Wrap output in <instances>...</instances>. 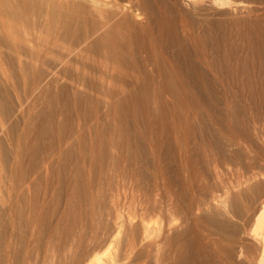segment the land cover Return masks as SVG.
Listing matches in <instances>:
<instances>
[{"label": "bare ground", "instance_id": "6f19581e", "mask_svg": "<svg viewBox=\"0 0 264 264\" xmlns=\"http://www.w3.org/2000/svg\"><path fill=\"white\" fill-rule=\"evenodd\" d=\"M223 1L0 0V264H97L126 223L120 264H264V194L230 208L264 170L204 182L264 125V0Z\"/></svg>", "mask_w": 264, "mask_h": 264}, {"label": "rangeland", "instance_id": "374dc122", "mask_svg": "<svg viewBox=\"0 0 264 264\" xmlns=\"http://www.w3.org/2000/svg\"><path fill=\"white\" fill-rule=\"evenodd\" d=\"M223 1V0H222ZM225 1H227V0H224L223 2H225ZM239 59H242V57H244L243 55H240V56H237ZM251 69H252V72H251ZM239 74V77L241 76L242 78H245V76H244V74L245 73H243V72H239L238 73ZM242 74H243V76H242ZM247 74V73H246ZM248 74H250V75H252L253 77L255 76L256 78H258V72H257V70H256V68H249V73ZM246 87V88H245ZM244 88V89H243ZM242 90H243V94H245V93H248V90H247V86L246 85H243V87H242ZM12 94V95H11ZM15 93L13 92V93H11L10 92V94H9V97L8 98H6V101L8 102H10V103H12V104H10V105H12V108L16 105V96H14L13 97V95H14ZM16 97V98H15ZM16 99V100H15ZM15 101V102H14ZM8 102V103H9ZM39 105V104H38ZM10 113H11V115H10ZM7 116V115H6ZM8 117V118H7ZM6 118H7V120L9 121H13V120H16L14 117H15V115H14V113H13V110H11V111H9V113H8V116H7ZM18 119H20V118H18ZM9 121V122H10ZM6 122V121H5ZM256 123V124H255ZM259 122H256V121H254V123H252V127H256L255 128V130H254V132H255V135H256V133H257V135L256 136H260V137H257V139H254V137H255V135H254V132L251 134V139H250V141L252 142H249V143H244L243 144V142L240 144V145H238V146H234L233 148H231L232 150L234 149V151H236V155L234 154L233 155V157H230V159L228 160V161H226V163H221L220 165H219V167H218V171H217V173H216V175L215 176H213V175H208L207 176V178H206V180L204 181L205 182V185L207 186H212V187H214V189L215 190H217V189H220V186L221 187H229L230 185H233V184H235L236 182H237V180H240L241 178H243V175L247 172V171H249V169L250 170H254L255 169V171H258V170H260L261 168L264 170V125H263V123H259ZM2 123H0V125H1ZM4 124H8L7 122L6 123H4ZM3 124V125H4ZM253 124H255V125H253ZM261 124H262V126H261ZM19 123H18V128H19ZM258 126H259V128H258ZM260 126L262 127V128H260ZM4 126H2L1 125V127H0V140L2 141V153L5 155V161H6V163H11L10 161H12V163L14 162V160H15V153H14V141L13 140H10V138H9V136L4 132V131H6V126L3 128ZM2 128V129H1ZM18 128H16V129H18ZM258 129V130H257ZM261 129V131H262V133L259 131ZM257 130V131H256ZM261 133V134H260ZM262 135V136H261ZM254 136V137H253ZM254 139V140H253ZM262 139V140H261ZM254 141V142H253ZM256 141H257V143H256ZM250 144V145H249ZM253 144V145H252ZM244 145V146H243ZM252 145V146H251ZM255 145V146H254ZM246 146V147H245ZM250 148H249V147ZM237 148V150H236V148ZM9 148V149H8ZM252 148V149H251ZM3 149H4V151H3ZM245 149H246V151H245ZM260 149V150H259ZM7 151V152H6ZM247 153V154H246ZM242 154V155H241ZM245 154V155H244ZM251 156H250V155ZM253 154V155H252ZM239 155V156H238ZM249 155V156H248ZM8 156V157H7ZM238 159H237V158ZM243 157V158H242ZM245 157V158H244ZM257 157V158H256ZM263 157V161H262V158ZM242 158V159H241ZM249 158H250V160H249ZM235 161H234V160ZM231 161V162H230ZM234 161V162H233ZM244 161V162H243ZM252 162L251 163V165H253V166H251L250 165V163L249 164H247L248 162ZM230 162V163H229ZM240 162V163H239ZM242 162V163H241ZM1 163L2 162H0V165H1ZM228 163H229V166H228ZM254 163V164H253ZM244 164V165H243ZM245 164H246V166H245ZM258 164V165H257ZM233 167H232V166ZM230 166H231V168H230ZM240 166V168H238ZM248 166H250V167H248ZM256 166V167H255ZM259 166V168H257ZM21 167H22V169L23 170H27L28 169V167H29V158L27 157V155L26 156H24V158H23V160H22V162H21ZM225 167V168H224ZM227 167H228V169H227ZM235 167V168H234ZM252 167H255V168H252ZM224 170H222V169ZM229 168L231 169V171L229 170ZM247 168H249V169H247ZM257 168V169H256ZM234 169H236V170H234ZM240 169V170H239ZM261 169V170H262ZM226 170H227V172H226ZM246 170V171H245ZM237 171V172H236ZM242 171V172H241ZM245 171V172H244ZM241 172V173H240ZM221 173V174H220ZM222 173H223V175H222ZM218 174V175H217ZM228 175V177H224V176H227ZM232 174V175H231ZM243 174V175H242ZM218 178H217V177ZM221 176H222V178H221ZM232 176V177H231ZM223 177H224V179H223ZM229 177L230 178H232V180L231 179H229ZM228 178V179H227ZM237 178V179H236ZM260 178V179H259ZM223 179V180H222ZM227 179V180H226ZM234 179V180H233ZM262 179V180H261ZM212 180V181H211ZM230 182H229V181ZM258 180H261V181H263L264 182V177L262 176V177H258ZM257 180V181H258ZM207 181V182H206ZM234 182V183H233ZM210 183H211V185H210ZM215 183V184H214ZM253 183H255V182H253ZM252 182L250 183L251 185L253 184ZM50 186H48V190H47V192L45 191V195H47V196H50V194H51V196L52 195H54V193L53 192H55L56 193V189H54V188H56V185H55V182L54 181H51V183L49 184ZM55 185V186H54ZM225 185H228V186H225ZM105 186H107V183H106V185L105 184H103V187H105ZM219 186V187H218ZM51 188H52V193H51ZM239 188H243L244 189V186L243 187H239ZM239 188H237V187H234V188H232L231 190H230V193H232V196H233V194H235V193H237L238 192V189ZM50 189V190H49ZM255 189L254 190H251L249 193H247L248 194V196H249V194H250V196H251V198H249L248 196H247V194H244L240 199H238V200H236L235 202L234 201H232L231 203H232V205L230 204V208L231 209H233L237 214H238V216H245V214L246 215H250L251 213H252V211H254L255 210V208L254 207H256L257 206V204H258V202L262 199V196H263V194H264V191H260V190H256L255 192ZM257 191H259V192H257ZM254 194V195H252V193ZM47 193V194H46ZM260 193V194H259ZM255 194H257L259 197H260V199L258 198V196L257 195H255ZM261 195V196H260ZM258 198H256V197ZM254 199H253V198ZM249 198V199H248ZM252 199V200H251ZM255 200V201H254ZM257 200V201H256ZM241 201V202H240ZM245 201V202H244ZM238 202V203H237ZM255 202V203H254ZM241 205H240V204ZM246 205H245V204ZM253 204V205H252ZM255 204V205H254ZM250 211V212H249ZM242 212V213H241ZM105 212H102V221L101 222H99V223H97V222H95V224H94V228L93 229H95V232H94V230H93V232L95 233V236H97V238H96V240L97 241H101V240H103L105 237H106V234H107V232L106 231H109V228H110V221H109V219H110V216L108 215V217H106L107 215L106 214H104ZM241 213V214H240ZM244 213V214H243ZM250 213V214H249ZM215 215V218L216 217H218L216 214H214ZM214 215L213 216H210V214H204V216H207V217H209L210 216V219L211 220H213V221H218V219H219V217L218 218H216V220H215V218H213L214 217ZM105 216V217H104ZM124 217V216H123ZM108 219V221L109 222H107L108 224H109V227L108 226H106V225H108V224H106V221H107V219ZM153 218V217H152ZM106 219V220H105ZM156 219V217H154V219H151V223H153V221ZM235 220V221H234ZM135 221V220H134ZM232 222L235 224L236 223V225L238 224V227L240 228V229H242V227H240V226H242L240 223H241V220H240V218H236V217H234L233 219H232ZM134 223V222H133ZM97 224V225H96ZM100 224H103V225H100ZM127 224V223H126ZM125 224V226L122 228V234H121V238L122 239H124V240H121V239H118V241H114L113 243H111L110 245L112 246H110L109 247V249H107L108 251H105V252H99V260H98V262H97V264H120V263H122V262H124V260L123 259H127L126 257H128V259H137L136 257H139L138 259H141V251L140 250H142L143 249V247H144V249L142 250V256H144V253L145 252H143V251H145V245H147L148 244V241H146V240H149L148 238H150V236H151V234H150V232L151 231H153V230H145L144 228L142 229L141 227H140V229L141 230H139L138 229V231H137V235H136V239H135V243H136V249L135 250H133L132 252H127L126 253V251L124 250V243H125V240H126V237L128 238V235H126V234H129L128 232L125 234V232L126 231H128V230H126V229H128ZM95 225H96V227L97 226H99V229H98V227L96 228L95 227ZM80 226V227H79ZM83 225L81 224L80 225V223H78L77 224V226H76V228L77 229H79V228H81ZM102 226V230H101V227ZM79 227V228H78ZM83 228H84V226H83ZM108 228V229H107ZM209 228H211V227H209ZM103 229H107V230H104V232L102 233L101 232V234L103 235H101L100 234V231H103ZM126 230V231H125ZM143 230V232L144 233H142L141 231ZM97 231V232H96ZM98 233V234H97ZM106 233V234H105ZM144 234V235H143ZM101 235V236H100ZM150 235V236H149ZM92 237V235L90 234V232H89V230H85V231H83V234H82V237H83V239H84V241H87V239L89 240V239H91V237ZM123 236V237H122ZM138 236V237H137ZM146 236H147V238H146ZM101 237H104L103 239L101 238ZM143 237V238H142ZM117 238H119V236L117 237ZM116 238V239H117ZM120 240V241H119ZM146 241V242H145ZM117 242V243H116ZM118 242H119V244H118ZM123 242V243H122ZM114 244V245H113ZM116 245V246H115ZM141 246H143V247H141ZM118 247V248H117ZM142 249H141V248ZM111 248V249H110ZM140 248V249H139ZM139 249V250H138ZM110 250V251H109ZM137 250V251H136ZM123 251V252H122ZM128 253H130V255L128 254ZM133 253V254H132ZM139 255H138V254ZM125 254V255H124ZM126 254H128V256L126 255ZM131 255H136V256H133L134 258H132L131 257ZM126 256V257H125Z\"/></svg>", "mask_w": 264, "mask_h": 264}]
</instances>
